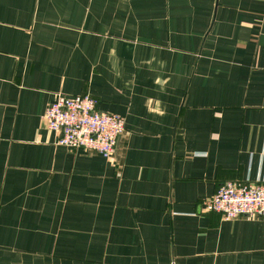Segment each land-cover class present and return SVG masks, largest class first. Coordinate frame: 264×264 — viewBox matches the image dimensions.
Returning a JSON list of instances; mask_svg holds the SVG:
<instances>
[{"label":"crops","instance_id":"obj_1","mask_svg":"<svg viewBox=\"0 0 264 264\" xmlns=\"http://www.w3.org/2000/svg\"><path fill=\"white\" fill-rule=\"evenodd\" d=\"M89 93L114 153L57 144ZM264 183V0H0V264H264V219L203 200Z\"/></svg>","mask_w":264,"mask_h":264},{"label":"built area","instance_id":"obj_2","mask_svg":"<svg viewBox=\"0 0 264 264\" xmlns=\"http://www.w3.org/2000/svg\"><path fill=\"white\" fill-rule=\"evenodd\" d=\"M98 100L89 93L58 96L44 110L49 130L57 132V144L73 149L97 152L110 157L119 136L125 131V117L101 111ZM206 210L215 211L225 220L238 216L264 219V183L226 181L203 200Z\"/></svg>","mask_w":264,"mask_h":264}]
</instances>
